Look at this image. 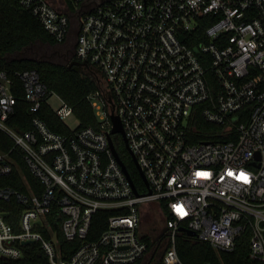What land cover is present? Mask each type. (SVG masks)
<instances>
[{
	"label": "built area",
	"instance_id": "built-area-1",
	"mask_svg": "<svg viewBox=\"0 0 264 264\" xmlns=\"http://www.w3.org/2000/svg\"><path fill=\"white\" fill-rule=\"evenodd\" d=\"M17 1L58 44L77 31L78 61L97 85L87 99L98 124L63 134L34 115L30 130L17 131L8 124L16 80L34 113L52 96L62 121L73 108L37 70L0 72V133L13 143L0 150V176L18 170L26 190L0 188L2 201L24 208L17 229L0 211V257L22 258L29 241L50 264H183L177 237L185 228L220 252L249 234L248 264H264V0ZM112 115L151 193L125 172ZM198 116L220 129L219 139L192 141ZM146 210L162 220L158 238L163 228L168 236L153 259L158 239L151 248ZM102 212L107 227L89 240ZM57 224L67 241L80 240L69 258Z\"/></svg>",
	"mask_w": 264,
	"mask_h": 264
},
{
	"label": "trees",
	"instance_id": "trees-1",
	"mask_svg": "<svg viewBox=\"0 0 264 264\" xmlns=\"http://www.w3.org/2000/svg\"><path fill=\"white\" fill-rule=\"evenodd\" d=\"M37 43L45 45L47 48L56 50L58 44L50 37L41 23L31 12L24 9L17 0H0V72L8 71L13 75L16 71L37 70L42 81L51 91L61 96L72 108L75 117L79 120V129L97 126V118L87 97L97 89V85L92 73L87 71H77L74 67L61 64L43 58L39 55L34 57H21L9 59L8 56L23 52ZM14 93L18 98L15 113L11 116L8 124L19 132H25L32 128V118L39 116L55 132L71 134L72 130L62 121L49 103L44 102L37 113L32 111V105L24 101L22 85L16 80ZM193 125L198 130L192 133L193 142L217 140L216 134L220 131L217 126L205 122L198 116ZM214 132V135H211ZM13 146L12 141L3 133H0V150H9ZM118 151L127 166L134 182L139 188H144L143 179L128 153L120 143ZM20 167L24 176L29 181H35L28 169L18 156ZM11 186L20 191H25L22 174L15 170L10 176H0V188ZM165 215H167L166 202H160ZM23 206L16 201L4 202L0 199V211L9 213L8 221L17 229L18 219L23 210ZM108 213H98L94 217L92 230L88 237L89 240L97 239L107 227ZM53 223V222H52ZM58 229L59 242L62 250L66 251L65 258L70 255L80 245V240L73 242L67 241L60 226L54 225ZM147 240L153 248V239L148 236ZM177 251L183 264H248L250 262V237L249 234L243 235L234 251L220 252L212 247L209 242L201 241L197 237H192L187 232L182 231L177 237ZM24 256L20 259H5L0 257V264H50L49 259L39 243H32L23 247ZM155 264H162L161 260H156Z\"/></svg>",
	"mask_w": 264,
	"mask_h": 264
},
{
	"label": "rangeland",
	"instance_id": "rangeland-1",
	"mask_svg": "<svg viewBox=\"0 0 264 264\" xmlns=\"http://www.w3.org/2000/svg\"><path fill=\"white\" fill-rule=\"evenodd\" d=\"M54 51V49L47 48L45 45L37 43L36 45L25 49L23 52L9 55L8 58L16 59L21 57H34L36 55H39L43 58L57 62L58 60L54 55ZM48 103L54 110H57L61 105L58 99L54 96L49 99ZM64 122L72 131L79 128V120L75 117V115L70 116ZM154 206L155 204L151 205V207ZM159 218L160 217H158L155 212L153 213L152 210H146L144 212L142 226L143 230L155 241L156 239H158V236L161 233V228L163 227L162 220H159Z\"/></svg>",
	"mask_w": 264,
	"mask_h": 264
},
{
	"label": "flooded vegetation",
	"instance_id": "flooded-vegetation-1",
	"mask_svg": "<svg viewBox=\"0 0 264 264\" xmlns=\"http://www.w3.org/2000/svg\"><path fill=\"white\" fill-rule=\"evenodd\" d=\"M77 35H78L77 31H74L72 35L68 38V40L60 44L59 47L54 51V55L58 60L57 62L61 64H67L69 67L75 68V66H71V64L73 61H78L77 54H76ZM82 70L87 71L88 73H91L89 68H85ZM119 143L128 150L127 144L122 135H119ZM128 153L133 159L129 150H128ZM162 232L163 234L158 238L157 251L150 252L149 257L151 259L156 258V257H161L164 254L166 248L168 247V236H167V232H165V228L162 229Z\"/></svg>",
	"mask_w": 264,
	"mask_h": 264
},
{
	"label": "water",
	"instance_id": "water-1",
	"mask_svg": "<svg viewBox=\"0 0 264 264\" xmlns=\"http://www.w3.org/2000/svg\"><path fill=\"white\" fill-rule=\"evenodd\" d=\"M71 66H75V69L77 71H81L82 69L87 68V66L84 63H80L79 61H73L72 64H71ZM112 120H113V123H114V128L112 129L111 133L112 134L120 133L123 136L125 142L127 143V141H126V139L124 137L123 128H122V125H121V122H120L119 118L117 116H115V115H112ZM110 144H111L112 148H114L113 141H112L111 138H110ZM132 157L134 159V162L136 164V167H137V169H138V171H139L142 179L145 181L146 185L149 188V192L151 193L152 190H151V188L149 186V183H148V181H147V179H146V177L144 175L143 170L141 169L140 165L138 164L136 158L134 156H132ZM120 162H121V160H120ZM122 165L124 167L125 172L128 174L129 178L132 180L131 174L128 171L127 166L125 165V163L124 164L122 163ZM134 188H135V186H134ZM181 231H186L187 234L190 235V236H192V237H195L196 236V233L194 231H191V230H188V229H185V228H182ZM30 243L31 242L28 241V242H25L24 244L25 245H29Z\"/></svg>",
	"mask_w": 264,
	"mask_h": 264
}]
</instances>
